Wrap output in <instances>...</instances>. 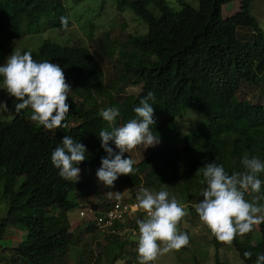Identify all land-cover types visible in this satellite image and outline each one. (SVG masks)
Wrapping results in <instances>:
<instances>
[{
    "label": "trees",
    "instance_id": "trees-1",
    "mask_svg": "<svg viewBox=\"0 0 264 264\" xmlns=\"http://www.w3.org/2000/svg\"><path fill=\"white\" fill-rule=\"evenodd\" d=\"M233 1L197 0V7L181 2L179 10L164 0L120 1L118 8H128L147 30L129 34L125 50L113 59L119 71H114V79L108 78L110 91L104 88V70L87 46L44 40L36 51L24 50L30 51L36 61L49 60L62 67L72 89L66 101L70 108L59 128L46 129L32 121L27 108L9 121L0 120V181L6 202L5 215L0 217V246L13 244L7 237L8 228L23 234L16 245L8 248L6 256L0 255V262L67 264V256L76 244L74 230L66 221L73 207L71 197L87 190L83 181H66L58 175L51 164V152L63 136H71L87 149L86 160L78 166L97 169L106 155L100 147L99 131L135 118L133 108L149 93L155 133L167 129L187 109L203 114L207 124L185 136L180 147L165 142L137 160L133 174L121 175L115 181L131 188L134 195V189L141 187L166 190L187 206L191 218L199 219L194 205L202 198L205 185L200 181L206 163L223 165L231 174L243 171L241 158L245 153L264 160V103L245 97V89L257 90L264 75V35L251 13L250 0H238V11L223 17L222 7ZM52 17L59 21L51 25L61 26L60 18L66 17L62 0H0V48L4 42L38 32L39 20ZM119 84L140 87L137 93L124 95ZM95 94L106 98L107 103L101 105ZM257 96L258 100L263 95ZM8 106L13 107L11 101ZM101 107L118 108L120 115L109 124L100 115ZM260 178L264 180V173ZM262 194L264 185L260 194L248 192L245 199L252 201ZM124 201L136 200L129 197ZM113 202L101 210L89 206L103 211ZM136 220L103 230L89 219L84 231L101 230L106 241L101 249L108 255V264L119 260L122 264H138V257L132 259L130 250H125L129 245L137 251V238L123 230L129 226L138 229ZM73 226L76 229L80 224L75 222ZM258 228L256 238L248 232L230 243L217 240L210 232L213 264H227L219 258L222 245L233 248L242 264H255L256 254L264 253V222ZM86 249L82 246L78 264L92 259V251ZM124 251L131 258H123ZM246 251L252 253L250 259L244 257ZM94 262L98 264V259Z\"/></svg>",
    "mask_w": 264,
    "mask_h": 264
},
{
    "label": "clouds",
    "instance_id": "clouds-1",
    "mask_svg": "<svg viewBox=\"0 0 264 264\" xmlns=\"http://www.w3.org/2000/svg\"><path fill=\"white\" fill-rule=\"evenodd\" d=\"M68 23L67 17L60 18L62 27L67 28ZM0 89L14 98V111L31 109L30 119L46 129L61 127L69 112L70 104L66 101L72 89L62 67L49 60L36 61L30 51L14 50L0 64ZM151 97L152 93H149L133 108L135 118L121 126L111 127V130L99 131L100 147L106 155L101 157L95 176L104 186L113 187L121 175L136 171V162L129 156L125 157V153L138 145L148 148L160 143L158 134L152 130L156 121L153 106L149 103ZM7 112V102L0 100V114ZM100 115L111 124L120 115V110L110 107ZM86 152L84 144L65 135L51 152V164L58 169L61 178L76 182L81 172L78 165L86 160ZM241 164L243 171L231 174L223 165L215 163H206L202 169L200 182L205 187L194 210L219 241L230 243L237 235L251 232L255 225L264 222V203L259 202L264 200V194L257 195L252 201L245 199L248 192L261 193L264 180L260 175L264 173V160L245 153ZM135 199L134 210L143 209L146 213L145 218L136 220L138 264H150L158 255L179 250L189 243L188 234L177 228L178 222L187 215V206L178 202L175 196L170 197L166 190L152 191L141 187ZM86 207L90 206L82 208ZM243 255L248 259L252 257L248 251ZM255 264H264V253L256 254Z\"/></svg>",
    "mask_w": 264,
    "mask_h": 264
},
{
    "label": "rangeland",
    "instance_id": "rangeland-1",
    "mask_svg": "<svg viewBox=\"0 0 264 264\" xmlns=\"http://www.w3.org/2000/svg\"><path fill=\"white\" fill-rule=\"evenodd\" d=\"M122 0H62L63 6L66 10V17L69 20L68 27L62 26L55 27L54 22L59 21L58 17L52 18H41L38 23V32L33 34H23L17 39L9 40L4 42L3 47L0 48V64H3L6 58L14 50H32L36 51L40 44L44 40H50L52 42L64 45L79 43L83 46H87L92 52L99 65L104 70L105 79L107 81L104 84V88L108 91L111 85L108 84V78L115 77L114 71L119 69L114 68V60L119 53L125 50L127 45V38L129 34H140L147 30L144 23L137 18V16L129 11L128 8L124 7L122 10L118 8L119 2ZM131 1V0H124ZM169 6L175 10L181 8V2L188 3L193 7H197V0H164ZM251 13L257 19L261 31L264 35V0H250ZM152 8V5H150ZM239 1L234 0L233 2L226 4L222 7L223 17H227L238 11ZM91 23V26H90ZM92 34V36H90ZM75 40H74V39ZM77 39V40H76ZM101 43L106 44L103 48ZM105 51V52H104ZM106 54H113L112 56ZM259 87L256 89L247 90L245 89L246 100H253L256 102L264 103V75H262L259 83ZM117 87L122 88V94L127 95L130 93H137L140 86L124 85L119 84ZM254 88V87H252ZM249 93V94H248ZM259 94L260 99L257 100ZM99 99L100 104L107 103V99L101 97V95L95 94ZM257 97V98H255ZM0 100L12 102V98L8 97L4 89H0ZM73 100L76 98L73 97ZM16 103V101H15ZM9 107V112L0 114V120H11L15 114L13 107ZM30 114H31V109ZM103 110V107H101ZM72 124V121L68 124ZM207 121L203 114L197 112L194 109H187L182 112L173 123L161 133H157L160 138V143L154 147L145 148L144 145H138L135 148L129 150L127 154L135 162L145 157L153 150L157 149L165 142L174 143L175 146L180 147L182 139L191 133L194 129L200 126H206ZM120 126V125H118ZM153 130V129H152ZM154 131V130H153ZM181 143V144H180ZM145 148V149H144ZM80 176L77 182L83 181L87 191L83 194H78L77 197L72 195L73 207L67 212V224L71 225V229L74 230L75 245L72 247L69 255L67 256V264H78L80 261V253L82 246H85L87 251H92V259H85L84 264L90 262L91 264H97L94 259H98V264H108V255L102 252L101 246L106 244L104 238H102L101 230H85L88 226L87 220L92 215H87L83 218L79 217V211L84 210L82 208L86 205H94L98 210L103 209L107 203L115 200H127L129 197L135 199L136 194L131 191V188L127 186H121V184L115 183L113 187H106L99 183L96 179V169L80 168ZM21 182V177L18 178V183ZM81 183V182H80ZM136 193L139 189L135 188ZM97 192V193H95ZM119 197V198H117ZM6 202L2 198V182L0 181V217L5 215ZM90 208V207H86ZM20 212V211H19ZM17 212V213H19ZM54 211L53 213H55ZM78 222L79 228H74L73 223ZM180 227V229L178 228ZM178 230L186 232L189 236V243L186 246L181 247L179 250H171L167 253H162L152 261L153 264H213V246L210 243L212 235L206 226L196 218H191L187 211V215L178 222ZM7 237L12 240V246L16 245L18 239L22 238V232L10 227L7 229ZM251 236L256 238L259 234L258 225L253 227L250 232ZM130 237H135L128 234ZM138 238V236L136 237ZM6 242V241H5ZM3 243V242H2ZM100 243V245H97ZM160 246L163 247V243ZM11 245L4 243L0 247H4L0 251L1 256H6L9 253L8 248ZM126 246L125 250H130L132 253V259L138 257L137 251ZM208 253V256H207ZM219 258L225 260L227 264H242L238 259L233 248L222 245L219 250ZM123 258H131L124 251ZM5 260H1L0 264H4ZM114 264H122L119 260Z\"/></svg>",
    "mask_w": 264,
    "mask_h": 264
},
{
    "label": "built area",
    "instance_id": "built-area-1",
    "mask_svg": "<svg viewBox=\"0 0 264 264\" xmlns=\"http://www.w3.org/2000/svg\"><path fill=\"white\" fill-rule=\"evenodd\" d=\"M136 204V201L116 200L106 210L95 211L91 207L85 208L79 211V216L85 217L87 215L88 218L89 215H92L90 219L94 220L97 227L106 230L112 228L115 223L124 224L125 221L128 223L140 217L145 218L146 213L143 209L134 210ZM123 230L132 236H138V229L129 226Z\"/></svg>",
    "mask_w": 264,
    "mask_h": 264
}]
</instances>
